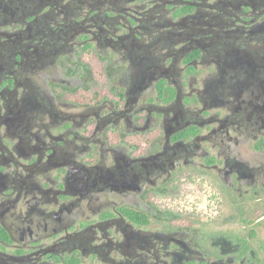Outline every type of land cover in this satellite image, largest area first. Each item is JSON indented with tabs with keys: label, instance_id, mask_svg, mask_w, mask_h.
Here are the masks:
<instances>
[{
	"label": "flooded vegetation",
	"instance_id": "obj_1",
	"mask_svg": "<svg viewBox=\"0 0 264 264\" xmlns=\"http://www.w3.org/2000/svg\"><path fill=\"white\" fill-rule=\"evenodd\" d=\"M0 264H264V0H0Z\"/></svg>",
	"mask_w": 264,
	"mask_h": 264
},
{
	"label": "trees",
	"instance_id": "obj_2",
	"mask_svg": "<svg viewBox=\"0 0 264 264\" xmlns=\"http://www.w3.org/2000/svg\"><path fill=\"white\" fill-rule=\"evenodd\" d=\"M85 56L90 61L92 69L94 71V74L96 76H101L102 75V70L99 67L96 54L94 52L88 50V51H86Z\"/></svg>",
	"mask_w": 264,
	"mask_h": 264
}]
</instances>
